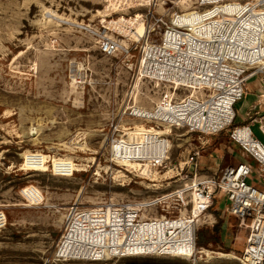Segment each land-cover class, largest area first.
<instances>
[{
	"label": "rangeland",
	"instance_id": "374dc122",
	"mask_svg": "<svg viewBox=\"0 0 264 264\" xmlns=\"http://www.w3.org/2000/svg\"><path fill=\"white\" fill-rule=\"evenodd\" d=\"M147 2L0 0V214L6 215V226L0 230V264H241L238 258L248 229L226 213L223 193L215 196L210 210L217 218L214 225L223 221L221 242H209L214 225H199L197 237L202 234L207 241L197 242L203 252L194 257L150 255L91 262L55 256L71 206L89 209L158 199L192 179V165L185 163L189 153L206 154L200 171L212 164L209 154H216V145L237 151L233 157L243 154L229 131L216 136L185 129L170 132L127 114L132 107L150 110L166 96L182 99L194 94L175 92L168 83L144 76L140 55L146 44L160 37L159 25L148 28L151 15L169 19L179 12L194 24L197 0ZM136 16L137 23H143L142 37L140 28L128 25L133 35H124L108 24ZM104 34L120 43L114 56L99 50L97 41ZM79 77L82 82L76 83ZM260 78L249 81V93L260 92ZM235 126L234 120L231 127ZM151 128L161 136L149 134ZM258 128L252 130L264 143ZM140 145L145 149L138 150ZM26 153L42 156L41 169L22 168ZM224 155L226 161L228 154ZM122 158L139 165L126 169L116 162ZM57 162L66 174L55 171ZM31 185L43 194L39 207L27 205L19 194ZM204 250L234 259L210 258Z\"/></svg>",
	"mask_w": 264,
	"mask_h": 264
},
{
	"label": "built area",
	"instance_id": "2783aa9c",
	"mask_svg": "<svg viewBox=\"0 0 264 264\" xmlns=\"http://www.w3.org/2000/svg\"><path fill=\"white\" fill-rule=\"evenodd\" d=\"M194 10L198 19L193 26L179 12L169 19L151 15L148 28L159 25L160 37L142 48L140 60L144 76L168 83L175 92L183 89L195 95L182 99L166 96L150 110L132 107L127 114L167 127L170 132L185 129L215 136L229 131L231 141L251 161L220 167L200 179L201 151H193L185 162L194 165L192 179L167 195L138 204L89 209L71 206L55 248L58 260L191 257L198 250L199 225L216 224L210 210L215 196L223 193L226 213L248 229L240 263L264 264V143L252 130L257 124L264 136V113L250 115L248 123L231 127L248 81L261 75L264 86V0H197ZM97 43L105 56L120 50L119 41L107 36H101ZM81 82L82 77L77 78L76 83ZM260 97L264 99V94ZM151 132L161 136L154 128ZM22 160L23 169L38 167L32 164L37 160L35 154ZM60 172L66 174L64 169ZM19 194L27 205L41 206L43 194L37 187H22ZM1 215L0 230L6 226V215L3 211ZM188 231L191 236L185 235Z\"/></svg>",
	"mask_w": 264,
	"mask_h": 264
},
{
	"label": "crops",
	"instance_id": "0c3cea01",
	"mask_svg": "<svg viewBox=\"0 0 264 264\" xmlns=\"http://www.w3.org/2000/svg\"><path fill=\"white\" fill-rule=\"evenodd\" d=\"M249 81H248V83H249ZM259 82H260V86L258 87V89L260 90V92L258 94H256L257 92L254 94L249 93L248 92V83H247L246 95H245L244 99L241 101V103L239 102L240 104L239 103L237 104V105H239V107L237 106L235 108V113H236L235 123H237L238 125L244 124L248 119H250V115H253L255 113H264V104H263L264 99H261V97H260L262 94H264V86L262 85L260 79H259ZM237 108L239 109V113L236 112ZM256 125L257 124L252 125V128L256 127ZM259 131H260V129H259ZM213 148L215 149L214 152L217 155L216 154L215 155L209 154V158L212 159V164H209V165L206 164L205 171H200V166H201V159L203 157H205L206 154H202L198 159V169H197L198 173L197 174H198L200 179H205L209 174L215 173L222 165H233V164H236V162L238 160H242V159L247 158L243 152H242L243 153L242 155H240V153L238 152L239 156L233 157L232 154L233 155L235 154L234 156H236L237 151H233L231 147L224 146L223 144H220L219 146L216 145ZM224 154H228L226 161L224 159V157H225ZM228 157H229V161H228ZM238 162H241V161H238ZM190 169L192 172H194V165H192V167Z\"/></svg>",
	"mask_w": 264,
	"mask_h": 264
},
{
	"label": "bare ground",
	"instance_id": "6f19581e",
	"mask_svg": "<svg viewBox=\"0 0 264 264\" xmlns=\"http://www.w3.org/2000/svg\"><path fill=\"white\" fill-rule=\"evenodd\" d=\"M149 2V0H148ZM148 2H147V5H148ZM120 20V19H119ZM139 20H138V17H132V18H129V19H123L121 21H116V20H112V21H109L108 24H112L118 31H120L122 34L124 35H133V33L131 31H128L127 29H129L127 26L129 25L130 27H134L135 29H139L141 26H143V23H137ZM194 24H191V26H193ZM127 28V29H126ZM192 29H194V27H192ZM146 31V30H145ZM137 34V32H136ZM141 37H142V28H140V33H138ZM144 35V34H143ZM102 36H107V35H102ZM149 45V44H148ZM143 67H144V63L143 61H141V69L143 70ZM194 93V92H193ZM195 95V93L193 94ZM134 109V108H133ZM137 109H143V108H139L137 107ZM145 110V109H143ZM147 111V110H145ZM128 148L130 147H134L133 145L129 144L127 146ZM138 147V146H137ZM145 149L144 146H139L138 147V150H143ZM130 153H132L133 151L129 150ZM30 153H26V155L24 157H28ZM36 157H37V160L36 162H33L32 164L35 165V166H38L36 167L35 169H41L39 168V166H42L43 165V162H44V159L42 158V156L40 154H35ZM23 156V155H22ZM159 160H162V159H159ZM117 163H119V165H121L122 167H126L127 168H132V167H136L138 166L137 163H132L130 162L129 160H123V158L121 160H118L116 161ZM141 165V164H140ZM55 171H57V173H61L60 171H63V165L62 163L60 162H57L56 165H55ZM147 171L150 170V167L149 165H146L145 166ZM143 168V167H142ZM62 169V170H61ZM76 170V169H75ZM145 170V169H144ZM65 171V170H64ZM78 171V170H77ZM146 171V170H145ZM150 172V171H149ZM2 219V216L0 214V221ZM192 235V233L190 231L188 232H185V235ZM205 251V250H204ZM203 251H198L196 253L193 254V256L191 257H194L198 254H201ZM204 254L210 258H223V259H234V257L230 254H224V253H220V252H212V251H205Z\"/></svg>",
	"mask_w": 264,
	"mask_h": 264
},
{
	"label": "trees",
	"instance_id": "16d2710c",
	"mask_svg": "<svg viewBox=\"0 0 264 264\" xmlns=\"http://www.w3.org/2000/svg\"><path fill=\"white\" fill-rule=\"evenodd\" d=\"M210 230H211L210 232L211 237H209V242L214 240L216 243H220L222 238L221 235L223 231V221L221 220L217 225H214ZM206 241H204V239L202 238V234L201 237L199 238L197 237V242H199L200 244H203Z\"/></svg>",
	"mask_w": 264,
	"mask_h": 264
}]
</instances>
